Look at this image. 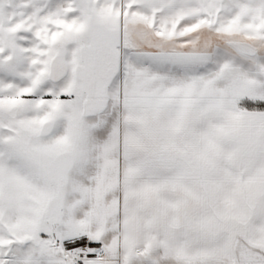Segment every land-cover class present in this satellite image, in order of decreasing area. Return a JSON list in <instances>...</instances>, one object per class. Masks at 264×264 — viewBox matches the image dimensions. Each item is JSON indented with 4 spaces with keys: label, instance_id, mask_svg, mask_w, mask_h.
Returning <instances> with one entry per match:
<instances>
[{
    "label": "snow or ice",
    "instance_id": "snow-or-ice-1",
    "mask_svg": "<svg viewBox=\"0 0 264 264\" xmlns=\"http://www.w3.org/2000/svg\"><path fill=\"white\" fill-rule=\"evenodd\" d=\"M0 264H264V0H0Z\"/></svg>",
    "mask_w": 264,
    "mask_h": 264
}]
</instances>
